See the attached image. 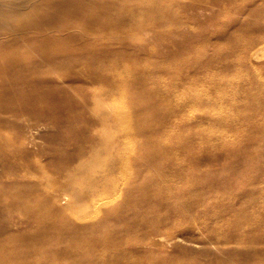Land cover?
Instances as JSON below:
<instances>
[{
    "label": "rangeland",
    "instance_id": "rangeland-1",
    "mask_svg": "<svg viewBox=\"0 0 264 264\" xmlns=\"http://www.w3.org/2000/svg\"><path fill=\"white\" fill-rule=\"evenodd\" d=\"M0 36L8 41L0 63L19 66L26 99L0 131L9 262L107 264L106 238L117 264H264V56L248 61L246 51L264 46V0H0ZM195 95L210 98L175 116L174 105ZM106 109L124 121H101ZM111 126L115 151L132 165L110 176L131 182L114 200L119 219L92 212L77 263L59 249L73 242L72 228L57 226L68 215L49 184L91 164L103 144L89 137ZM97 161L93 169L106 171L108 157ZM174 164L186 169L177 184L192 208L158 202L145 181ZM95 187L84 180L76 192ZM62 196L68 213H90L89 199L77 211Z\"/></svg>",
    "mask_w": 264,
    "mask_h": 264
},
{
    "label": "bare ground",
    "instance_id": "bare-ground-1",
    "mask_svg": "<svg viewBox=\"0 0 264 264\" xmlns=\"http://www.w3.org/2000/svg\"><path fill=\"white\" fill-rule=\"evenodd\" d=\"M263 45V44H262ZM8 41L0 36V57L7 58V48ZM250 47V46H249ZM249 47L246 48V51L249 53L250 58H247L248 61H250L252 58H260L264 56V46L257 48L255 50H249ZM8 60V58L6 59ZM0 63V131L1 129L6 126V114L9 113L14 117L19 116L18 113V104L23 102L24 97L19 93L18 89V83L23 81L19 78H16L14 76V73L19 72V66H15V63H12L13 61L10 60V62L6 63ZM39 90V88H38ZM169 94H172V91L168 89ZM174 94V93H173ZM113 96V90L102 93L100 95L101 99H105L106 97ZM209 96L207 95H195L193 98H190V100L184 104L176 103L173 107L172 112L177 117H184V115L190 116V114H193V110L195 109V106L200 101H208ZM176 100V99H175ZM121 111V110H120ZM118 109H113L111 111H103V114L101 115V121L104 122H121L124 121L121 113ZM49 123V122H48ZM115 128L114 127H108V130L105 133L99 134L98 137H89L91 141H96L99 139V142L103 144V148L100 151V155L98 153H92L91 157L93 162L83 164L79 167H75V169L72 172H67L66 176L70 177L69 180H65L63 182L58 183L59 181H51L52 183L49 184L50 191H52V187L55 188V193L52 196V202H54L57 205V210L59 212H63L64 214L68 215L67 221H62V223H57V226L61 227L60 229H68L72 228V243L68 246L61 245L59 247L60 251H64L66 254V257L74 259L75 262L80 263L82 262L81 253L79 254L76 252L79 248L82 249V244H79V241H77L80 237L84 236L86 234V231H89L93 229V225L89 223L90 219L92 218V214H98V213H108V217H116L119 219L120 214L122 212V207L115 206L114 200L118 198L122 193V186H126V183H130L131 180L125 179L123 181L120 178H114L111 177V174L118 173H124L128 174L132 162L130 160H122L121 154L115 151L117 142L114 140L113 134H114ZM4 134V133H3ZM1 137V136H0ZM2 146V145H1ZM81 152V151H80ZM126 153V152H125ZM124 153V154H125ZM123 155V154H122ZM127 155V154H126ZM108 157V161L106 163V171H95L93 169V163H96V166L102 165L98 159L102 157ZM124 156V155H123ZM92 166V167H91ZM95 166V167H96ZM69 170V169H68ZM143 168L139 169V172H135L136 174L143 173ZM184 167L178 166L176 164L171 165L168 169L166 168H160V173H166V177L161 176H154L151 177L145 176V178H148L145 180L147 183H149V186L153 188L155 194L158 196L157 201L160 203H165L170 205L174 208V210H177L180 207H187L192 208L194 206L193 201L194 198L190 197L188 195L187 191H184L185 188H181L179 186V183L177 184V180L186 173ZM73 174L78 175V179L74 178L75 176H72ZM120 175V174H119ZM133 175V174H131ZM130 175V176H131ZM131 179V178H130ZM84 180H92L96 181V187L92 188L89 192L86 191L84 193H79L76 190L79 189V186ZM145 183L142 181L141 185ZM139 184V183H138ZM59 186L58 190L57 187ZM130 191V190H128ZM182 191V192H179ZM146 195V193H143ZM63 195V196H62ZM68 198L71 197L72 200L76 203L75 209L81 210L83 209L84 201L89 199L88 209L90 210V213H86L84 215H79L76 212L74 213H68L66 207L58 205L57 202H59L60 198ZM13 201L15 203L20 202L19 199L16 197H12ZM96 199V200H95ZM92 200V202H91ZM17 201V202H16ZM66 210V211H65ZM93 212V213H92ZM80 220L81 223L77 226H74L69 222V220ZM164 218H160L158 223L163 222ZM153 233L158 232V228L152 229ZM160 234V233H159ZM157 235V234H156ZM103 242L105 243V247L102 248L99 252V256L106 262L107 264H117L118 259L116 254L118 253L116 246H111L110 240L108 241L106 238H103ZM41 241V240H40ZM75 243V244H74ZM44 246L47 248L49 246V243L47 241L43 242ZM26 249V248H25ZM70 249V250H69ZM76 249V250H75ZM75 250V251H74ZM8 252V246L6 245L5 241H0V264H12L7 259V253ZM76 252V253H75ZM32 253V252H31ZM34 255V254H33ZM33 255L31 257H33ZM50 256V255H48ZM49 259L47 258V261ZM27 263V262H26ZM28 264H39L36 262L30 261Z\"/></svg>",
    "mask_w": 264,
    "mask_h": 264
}]
</instances>
